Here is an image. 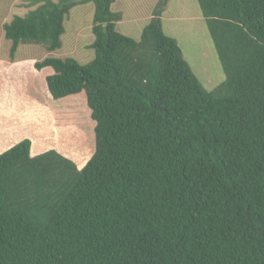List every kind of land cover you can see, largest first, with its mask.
I'll use <instances>...</instances> for the list:
<instances>
[{"label": "trees", "instance_id": "16d2710c", "mask_svg": "<svg viewBox=\"0 0 264 264\" xmlns=\"http://www.w3.org/2000/svg\"><path fill=\"white\" fill-rule=\"evenodd\" d=\"M157 0L134 40L113 0H27L2 24L60 48L70 9L93 6V56L35 60L53 100L84 92L94 153L78 169L27 138L0 153V264H264V0H195L224 80L206 91Z\"/></svg>", "mask_w": 264, "mask_h": 264}, {"label": "rangeland", "instance_id": "374dc122", "mask_svg": "<svg viewBox=\"0 0 264 264\" xmlns=\"http://www.w3.org/2000/svg\"><path fill=\"white\" fill-rule=\"evenodd\" d=\"M26 1L0 0V94L10 93L8 97H1L0 140L6 150L7 142L12 139L6 142L3 139L14 137L19 130L23 138L13 144L27 138L33 142L34 151L40 150L43 154L44 151L55 150L80 169L94 153V122L90 119L85 94L81 92L53 100L45 84V78L52 75V70L45 67L36 70L33 62L46 56L71 58L79 64L89 62L93 56L88 48L92 41L93 6L85 3L70 9L63 21L64 33L58 50L48 53L41 45L20 44L12 64L9 58L10 41L4 38L2 24L13 16H23L28 10L23 6ZM156 1L113 0L111 11L121 13L115 31L137 40L152 15ZM160 19L164 34L176 40L184 60L202 87L211 91L220 84L224 74L196 1L168 0ZM24 113L27 120L20 115ZM8 125H14L15 130L6 132Z\"/></svg>", "mask_w": 264, "mask_h": 264}, {"label": "crops", "instance_id": "0c3cea01", "mask_svg": "<svg viewBox=\"0 0 264 264\" xmlns=\"http://www.w3.org/2000/svg\"><path fill=\"white\" fill-rule=\"evenodd\" d=\"M10 4H12V3H10ZM23 4H27V1L24 3L23 2ZM23 6H26V5H23ZM22 6V7H23ZM9 7V6H8ZM28 9V8H27ZM10 62H12V64H14V62H13V60L11 61L10 60ZM3 67V66H2ZM14 67H16V66H14ZM9 94L10 93H6V92H4V94H0V105H1V97H2V95L3 96H5V97H8L9 96ZM48 95H49V93H48ZM1 106H0V111H1ZM27 109H28V107H27ZM25 113H26V111H25ZM25 113L22 115V114H20L21 115V117H24V119L25 120H27L28 119V117L25 115ZM15 130V126L14 125H8L6 128H5V131L7 132V131H14ZM19 130L18 131H16V133H15V135H14V137H7V138H5V139H3V141L4 142H6V140H11L12 139V141L11 142H7L8 143V145H7V149H8V147L10 148L11 146H13L14 144H13V142H17V141H19L21 138H23V136H21L19 133ZM2 141V139L0 140V151L1 150H4L6 147L3 145L4 143H2L1 142ZM32 144H33V142H31ZM32 144H31V148H30V155L31 156H37L38 154H42V153H40V150H38V152H36V151H34V149H32ZM6 149V150H7ZM5 151V150H4ZM47 151H49V150H47ZM47 151H44V152H47ZM3 152V151H2ZM1 152V153H2ZM43 152V153H44Z\"/></svg>", "mask_w": 264, "mask_h": 264}, {"label": "bare ground", "instance_id": "6f19581e", "mask_svg": "<svg viewBox=\"0 0 264 264\" xmlns=\"http://www.w3.org/2000/svg\"><path fill=\"white\" fill-rule=\"evenodd\" d=\"M67 141V140H66Z\"/></svg>", "mask_w": 264, "mask_h": 264}]
</instances>
